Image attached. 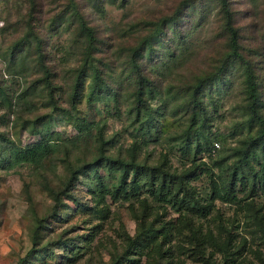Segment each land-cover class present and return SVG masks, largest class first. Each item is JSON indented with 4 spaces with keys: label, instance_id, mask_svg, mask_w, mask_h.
I'll list each match as a JSON object with an SVG mask.
<instances>
[{
    "label": "rangeland",
    "instance_id": "rangeland-1",
    "mask_svg": "<svg viewBox=\"0 0 264 264\" xmlns=\"http://www.w3.org/2000/svg\"><path fill=\"white\" fill-rule=\"evenodd\" d=\"M24 1L0 0V264H264V145L241 158L260 130L248 65L264 116V0H227L245 60L223 0H77L63 19L68 0H44L40 51ZM40 140L49 155L17 162Z\"/></svg>",
    "mask_w": 264,
    "mask_h": 264
},
{
    "label": "trees",
    "instance_id": "trees-1",
    "mask_svg": "<svg viewBox=\"0 0 264 264\" xmlns=\"http://www.w3.org/2000/svg\"><path fill=\"white\" fill-rule=\"evenodd\" d=\"M46 5L47 4L44 0H25L24 1V7L26 8V11L21 18V25L24 27L26 35H30V36L35 38L36 47L41 41L39 40V37H37V33L35 30H36L37 24L39 22H41L42 18L44 17L43 15H44V12L46 10ZM223 8L226 11V15L228 17L227 29L229 31L228 33L230 36L229 37L230 45L232 48L230 55L232 54L234 57H238V58L245 60L239 51V39H240L239 29L236 28V26H235V18L232 15V13L228 7L227 0H223ZM68 11L80 12L77 0H68L66 2V4L63 6V9H61V11H59L56 14L57 19H63L66 16V13ZM171 18L175 19L174 16H172ZM163 23H164V20H163ZM83 29L86 30L85 32H86V36H88V40L90 42H94L95 37H96L94 34L95 29L93 27H91L90 25L88 26L87 24L83 25ZM27 42H31V39L29 36H26V38H25V43L27 44ZM149 42H150V40L148 41V39L145 38L143 40L141 46H139L135 50H132L133 53H132L131 61L135 64L136 67H139L138 61H137V55L139 53L138 51H140V49L143 48L144 44H147ZM20 44H21V42L16 44L13 51L18 50ZM40 48H41V43H40L39 48H38L39 51H40ZM93 64L94 63H92L91 65H93ZM96 67H97L96 65H93L91 70L93 71V69H95ZM251 69L252 68L248 65L246 71H247L248 81H249V95L251 98V111H252L250 118L251 119H257L260 121V128H259L260 130H259L257 135L252 136V138H249L247 141H244L245 142L244 144L246 145L247 148L244 152V156L241 158L245 164H247L248 158H249V156H251L254 147L256 145H261V144L264 145V116L258 107V104H259L258 87H257L256 82L253 79V71ZM85 72H86V70H85V68H83L81 70V72H79L80 76L77 77V79L74 83V91L72 93L73 105H76L78 100L81 98L83 88H84L83 79H84V75L86 74ZM92 73H94L93 77H94L95 81L101 80L98 71L92 72ZM138 78L139 79L143 78V81L141 82V86L137 89V101L139 103H145V97H144L145 87H144V85H145V82L147 79L144 77L143 73H141L140 71L138 74ZM140 81H141V79H140ZM202 85H203V82L199 83L196 90L201 89ZM195 100H196V98H195ZM196 101H194V102H196ZM197 103L198 102H196V104ZM197 105H199V103ZM0 139L1 140H4V139L8 140L4 136V134L1 132H0ZM40 141L41 142L34 143L27 148L18 149L16 154H15V156H17L16 157L17 162H18V159H19V161H22V162H28V161L39 162V161H42L47 155H49L50 152L52 151L51 146H48L47 143L43 142V141H47V140H40ZM108 159H111V158H108ZM110 161H111V163H115V160H110ZM120 164H122L125 174L123 175L122 179L119 181V186L116 189V191L117 190L118 191L114 193V197H116L119 192H122V194H124V197H126L128 195L127 185L125 184V181L128 178L127 176H128L129 171L136 169L135 167H133L135 165L134 163L129 164L127 162H120ZM238 169H239V167L235 169L236 173H234L232 175V178L230 177L226 180L225 185L227 187L224 186V188H226V192L229 193L230 195H233V197H234L233 199H236L235 184L237 182L236 175H237ZM78 172H80V171H75L73 173L74 176L72 177V179H70L68 181L69 184H72L73 183L72 180H75L77 178ZM163 179L164 180L166 179V174L163 176ZM178 179H179V177L177 178V181H178ZM164 180L161 181V185L165 184ZM133 185H134V181L131 184H129V186H131V187H134ZM53 196L56 197V201L59 203L60 198L58 196H56V194H53ZM176 198H178V197H176ZM223 198H227V197L223 196ZM182 203H183V199L180 200L181 205H182ZM189 203H191V205L194 207L197 206V202L193 196L189 199ZM176 204H179V202H176ZM205 208L206 207H204V209ZM49 217L51 219H55L56 216H55V214L54 215L50 214Z\"/></svg>",
    "mask_w": 264,
    "mask_h": 264
},
{
    "label": "built area",
    "instance_id": "built-area-1",
    "mask_svg": "<svg viewBox=\"0 0 264 264\" xmlns=\"http://www.w3.org/2000/svg\"><path fill=\"white\" fill-rule=\"evenodd\" d=\"M217 146H219L218 144H216Z\"/></svg>",
    "mask_w": 264,
    "mask_h": 264
}]
</instances>
